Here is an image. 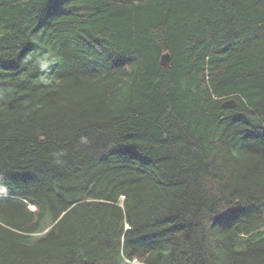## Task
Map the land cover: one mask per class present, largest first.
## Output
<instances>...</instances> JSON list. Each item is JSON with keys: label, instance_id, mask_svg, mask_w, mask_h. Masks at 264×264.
I'll use <instances>...</instances> for the list:
<instances>
[{"label": "trees", "instance_id": "16d2710c", "mask_svg": "<svg viewBox=\"0 0 264 264\" xmlns=\"http://www.w3.org/2000/svg\"><path fill=\"white\" fill-rule=\"evenodd\" d=\"M0 264H264V0H0Z\"/></svg>", "mask_w": 264, "mask_h": 264}, {"label": "water", "instance_id": "95a60500", "mask_svg": "<svg viewBox=\"0 0 264 264\" xmlns=\"http://www.w3.org/2000/svg\"><path fill=\"white\" fill-rule=\"evenodd\" d=\"M168 63H169V56H168V54H164L161 57V64L166 66V65H168ZM235 105H236V103L232 99L226 100L222 103V107H224V108H233V107H235Z\"/></svg>", "mask_w": 264, "mask_h": 264}]
</instances>
